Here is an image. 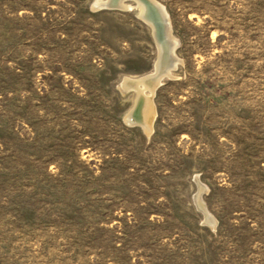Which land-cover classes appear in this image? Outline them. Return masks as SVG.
Segmentation results:
<instances>
[{"label":"rangeland","instance_id":"374dc122","mask_svg":"<svg viewBox=\"0 0 264 264\" xmlns=\"http://www.w3.org/2000/svg\"><path fill=\"white\" fill-rule=\"evenodd\" d=\"M94 1L0 0V264H264V0H157L149 134L151 30Z\"/></svg>","mask_w":264,"mask_h":264},{"label":"bare ground","instance_id":"6f19581e","mask_svg":"<svg viewBox=\"0 0 264 264\" xmlns=\"http://www.w3.org/2000/svg\"><path fill=\"white\" fill-rule=\"evenodd\" d=\"M127 1L134 2L139 16L150 28L151 34L158 48L154 68L151 72L139 77H126L122 81L124 88H134L137 91V97L133 108L128 112L126 121L139 125L144 132H152L153 120L156 114L153 103V96L163 77H172L173 71L182 60L175 51L177 39L173 35L169 15L164 7L157 0H95L93 9L99 10V6H106V9L130 8L131 4ZM200 191L204 188L198 181ZM199 209L202 211L205 222L215 225L216 219L208 211L200 193L195 197Z\"/></svg>","mask_w":264,"mask_h":264},{"label":"water","instance_id":"95a60500","mask_svg":"<svg viewBox=\"0 0 264 264\" xmlns=\"http://www.w3.org/2000/svg\"><path fill=\"white\" fill-rule=\"evenodd\" d=\"M106 9V6H104V5H102V6H99V8L98 9Z\"/></svg>","mask_w":264,"mask_h":264}]
</instances>
